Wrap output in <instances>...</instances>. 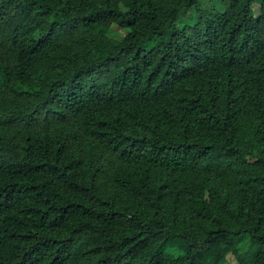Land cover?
<instances>
[{"label":"trees","instance_id":"trees-1","mask_svg":"<svg viewBox=\"0 0 264 264\" xmlns=\"http://www.w3.org/2000/svg\"><path fill=\"white\" fill-rule=\"evenodd\" d=\"M229 255L264 264V0H0V264Z\"/></svg>","mask_w":264,"mask_h":264},{"label":"rangeland","instance_id":"rangeland-1","mask_svg":"<svg viewBox=\"0 0 264 264\" xmlns=\"http://www.w3.org/2000/svg\"><path fill=\"white\" fill-rule=\"evenodd\" d=\"M213 1L218 3V0H200V3L202 7H206V6H211ZM257 9H259L258 4L254 6V10H257ZM197 20H198V14L196 13L195 9L189 8L187 11H185L184 13L180 15L178 24H179V27H182L184 26V24H192ZM114 27H115V30H117L121 35L124 34L123 30L119 26L115 25ZM173 250L175 251L174 254L180 253V248L178 247V245L175 246ZM228 264H238V260L234 256L229 255Z\"/></svg>","mask_w":264,"mask_h":264}]
</instances>
